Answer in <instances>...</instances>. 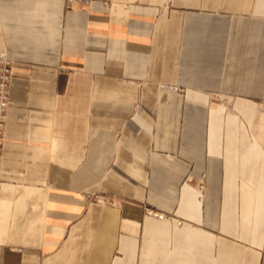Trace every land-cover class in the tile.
Segmentation results:
<instances>
[{
  "label": "crops",
  "instance_id": "crops-1",
  "mask_svg": "<svg viewBox=\"0 0 264 264\" xmlns=\"http://www.w3.org/2000/svg\"><path fill=\"white\" fill-rule=\"evenodd\" d=\"M2 53L0 264H264V0H0Z\"/></svg>",
  "mask_w": 264,
  "mask_h": 264
},
{
  "label": "built area",
  "instance_id": "built-area-1",
  "mask_svg": "<svg viewBox=\"0 0 264 264\" xmlns=\"http://www.w3.org/2000/svg\"><path fill=\"white\" fill-rule=\"evenodd\" d=\"M12 78V72L10 67V60L6 57L4 53L0 54V160H1V152H2V144L5 132V120H6V113L11 105V100L9 97V86ZM214 99V97H212ZM264 105V100H263ZM2 181L0 178V185ZM104 199H98V201H102ZM147 215L156 217L158 219H164L167 216L152 210L147 209Z\"/></svg>",
  "mask_w": 264,
  "mask_h": 264
},
{
  "label": "rangeland",
  "instance_id": "rangeland-1",
  "mask_svg": "<svg viewBox=\"0 0 264 264\" xmlns=\"http://www.w3.org/2000/svg\"><path fill=\"white\" fill-rule=\"evenodd\" d=\"M174 90L178 93H182L183 92V89L182 88H178V87H175Z\"/></svg>",
  "mask_w": 264,
  "mask_h": 264
}]
</instances>
